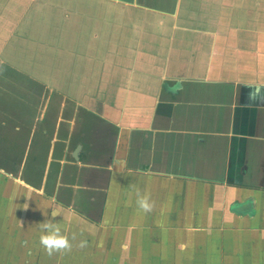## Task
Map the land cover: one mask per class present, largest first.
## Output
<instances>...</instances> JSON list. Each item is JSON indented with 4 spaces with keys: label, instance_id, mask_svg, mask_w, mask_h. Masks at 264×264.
I'll return each instance as SVG.
<instances>
[{
    "label": "crops",
    "instance_id": "obj_1",
    "mask_svg": "<svg viewBox=\"0 0 264 264\" xmlns=\"http://www.w3.org/2000/svg\"><path fill=\"white\" fill-rule=\"evenodd\" d=\"M37 3L61 17L54 73L30 74L55 96L45 119L9 112L0 264H264V0ZM78 8L98 12L83 38ZM53 211L76 240L49 256Z\"/></svg>",
    "mask_w": 264,
    "mask_h": 264
},
{
    "label": "rangeland",
    "instance_id": "obj_2",
    "mask_svg": "<svg viewBox=\"0 0 264 264\" xmlns=\"http://www.w3.org/2000/svg\"><path fill=\"white\" fill-rule=\"evenodd\" d=\"M36 4L38 5L37 0L35 2L31 1L25 13L19 7L18 11L15 12H19L18 16H21V18L17 20L18 16L14 14L10 18L13 20L10 24L0 19V150L2 152L12 147V140L15 139L16 145L17 139H21L20 135L13 136L9 129L16 123L13 119L9 120L10 113L20 115V117L22 114H28V121H32L37 115L40 117V114H44L45 119L49 112V109L46 108L48 106L47 101H49L47 98L52 101L55 96L53 89L43 88L30 74L42 75V68L52 69L54 73L55 62L60 58L56 56L55 52L44 54L43 48L44 45H51L55 47L52 52L57 50L54 40L61 37L58 34L61 28L57 29L58 24L56 21L57 19L61 20V17L58 8L53 5L48 8L37 7ZM4 7L5 5L0 0L2 14L4 13ZM68 9L75 8L68 7ZM77 10L80 13L81 26L79 29L76 28L75 32L78 37L83 38L85 34L82 32L86 30V27L88 31L95 28L93 21L98 18V12L91 10L92 13L88 14L89 9L78 8ZM15 20H17L16 23ZM11 24L14 25V29L12 33H8L12 30L9 28ZM7 29L9 30L7 31ZM3 32L5 36L2 34ZM68 43L70 44V40L63 41L61 47L65 48ZM77 45L79 46V44ZM47 58H50V63H47ZM52 71L50 70L48 74ZM33 96L42 97L44 101L46 100L45 107H42L44 102L38 107L36 102L31 101V99L30 103L22 100L23 98H33ZM42 123L41 120L39 125Z\"/></svg>",
    "mask_w": 264,
    "mask_h": 264
},
{
    "label": "clouds",
    "instance_id": "obj_3",
    "mask_svg": "<svg viewBox=\"0 0 264 264\" xmlns=\"http://www.w3.org/2000/svg\"><path fill=\"white\" fill-rule=\"evenodd\" d=\"M116 163H118V161H113V164ZM136 204L137 207L145 214L151 213L155 208V202L139 189L136 191ZM58 215V211H53L52 219L46 220L44 223L40 224L41 235L39 237V243L42 249L49 256L57 253L64 254L71 252L73 248V241L76 240L74 235L70 239L68 235L63 234L60 227L53 222V219ZM77 246L84 248L87 246V241L80 240Z\"/></svg>",
    "mask_w": 264,
    "mask_h": 264
},
{
    "label": "flooded vegetation",
    "instance_id": "obj_4",
    "mask_svg": "<svg viewBox=\"0 0 264 264\" xmlns=\"http://www.w3.org/2000/svg\"><path fill=\"white\" fill-rule=\"evenodd\" d=\"M0 162L2 163V162H4V160L0 159Z\"/></svg>",
    "mask_w": 264,
    "mask_h": 264
}]
</instances>
